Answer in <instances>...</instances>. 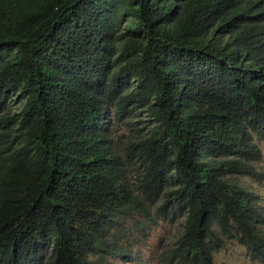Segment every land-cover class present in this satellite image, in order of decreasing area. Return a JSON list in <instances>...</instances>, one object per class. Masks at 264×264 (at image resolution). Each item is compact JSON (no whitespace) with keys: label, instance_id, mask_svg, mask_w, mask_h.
<instances>
[{"label":"trees","instance_id":"obj_1","mask_svg":"<svg viewBox=\"0 0 264 264\" xmlns=\"http://www.w3.org/2000/svg\"><path fill=\"white\" fill-rule=\"evenodd\" d=\"M261 143L264 0H0V264H264Z\"/></svg>","mask_w":264,"mask_h":264},{"label":"rangeland","instance_id":"obj_2","mask_svg":"<svg viewBox=\"0 0 264 264\" xmlns=\"http://www.w3.org/2000/svg\"><path fill=\"white\" fill-rule=\"evenodd\" d=\"M143 115L138 117L142 118ZM137 118H135V121ZM114 130H118L120 126L114 124ZM123 125L121 124V127ZM120 134H126L128 137L131 132L121 131ZM122 143V142H120ZM261 157L258 161L254 163L255 167L259 172H264V143L260 144ZM136 179L135 175L132 177ZM235 181L244 187L249 192L257 195L260 198V203L264 206V182H258L250 177H238ZM180 229L179 225H162V227L157 229V239L153 237L148 239L146 243L140 246L135 254L142 257V262L140 264H156V261L163 251L166 241L172 240L174 235L178 233ZM162 241L163 243H161ZM147 245H150L149 247ZM117 264H131L118 262ZM215 264H259L253 262L247 255V250L245 247L237 243L236 241H228L224 248H222L218 253L215 254Z\"/></svg>","mask_w":264,"mask_h":264},{"label":"clouds","instance_id":"obj_3","mask_svg":"<svg viewBox=\"0 0 264 264\" xmlns=\"http://www.w3.org/2000/svg\"><path fill=\"white\" fill-rule=\"evenodd\" d=\"M164 225V224H163ZM166 225V224H165ZM161 227H162V225H161ZM160 228V227H159Z\"/></svg>","mask_w":264,"mask_h":264}]
</instances>
